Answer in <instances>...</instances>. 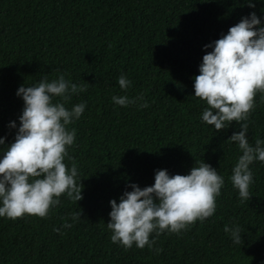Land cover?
Here are the masks:
<instances>
[{
    "label": "trees",
    "instance_id": "1",
    "mask_svg": "<svg viewBox=\"0 0 264 264\" xmlns=\"http://www.w3.org/2000/svg\"><path fill=\"white\" fill-rule=\"evenodd\" d=\"M0 0V136L14 140L23 101L21 84L63 74L84 85L66 107L86 102L68 149L77 165L82 198L61 195L41 218L0 217V264H264V163L252 165L250 199L241 202L229 179L240 154L227 140L235 121L215 131L200 120L204 101L192 94L194 76L214 41L264 0ZM126 75L127 91L116 83ZM143 95L149 104L115 105L113 95ZM264 94L254 97L246 135L264 139ZM59 99V98H57ZM208 163L224 178L216 211L187 230L155 236L152 249H125L110 240L109 200L129 182L149 186L154 170L186 174ZM75 223L71 214L79 212ZM67 220L70 228H61ZM239 225L243 243L233 244L225 225ZM60 228V231H54ZM155 233L150 235V239ZM159 248V253L155 249Z\"/></svg>",
    "mask_w": 264,
    "mask_h": 264
},
{
    "label": "clouds",
    "instance_id": "2",
    "mask_svg": "<svg viewBox=\"0 0 264 264\" xmlns=\"http://www.w3.org/2000/svg\"><path fill=\"white\" fill-rule=\"evenodd\" d=\"M255 8L253 0H245ZM206 51L193 80V96L205 102L200 120L215 131L226 130L231 122L239 125L228 138L240 153L229 177L241 202L250 199L249 186L253 182L251 165L264 163V139L249 142L248 120L255 107L254 97L264 94V15L250 11L228 28L220 38L202 46ZM123 91L131 87L126 75L117 77ZM86 90L65 79L61 74L49 81L21 84L16 95L23 101L21 114L7 127L15 129L14 140L5 144L0 136V217L12 220L24 215L44 218L60 203L61 195L79 201L82 192L77 165L66 166L71 160L68 149L74 145L76 132L68 126L82 116L86 102L66 107L72 95ZM59 98V99H57ZM264 98V96H262ZM119 106L138 104L149 107L143 95L130 98L113 95ZM224 178L208 163L195 162L186 174H169L167 169L154 170V182L140 187L129 182L131 190H124L117 199H110V240L125 249L135 245L153 248L155 236L161 233L179 234L194 222H203L216 211V198L221 194ZM80 211L71 214L75 223ZM72 225L65 220L61 228ZM59 232L60 228H54ZM224 232L233 244L241 245L239 225H225ZM155 233L150 239V235ZM156 248L155 252L159 253Z\"/></svg>",
    "mask_w": 264,
    "mask_h": 264
}]
</instances>
